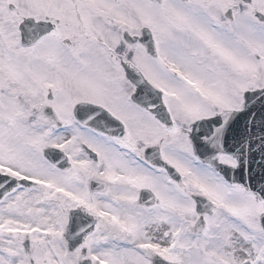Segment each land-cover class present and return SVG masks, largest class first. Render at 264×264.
Here are the masks:
<instances>
[{
    "label": "snow or ice",
    "instance_id": "snow-or-ice-1",
    "mask_svg": "<svg viewBox=\"0 0 264 264\" xmlns=\"http://www.w3.org/2000/svg\"><path fill=\"white\" fill-rule=\"evenodd\" d=\"M0 264H264V0H0Z\"/></svg>",
    "mask_w": 264,
    "mask_h": 264
}]
</instances>
